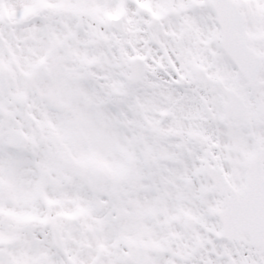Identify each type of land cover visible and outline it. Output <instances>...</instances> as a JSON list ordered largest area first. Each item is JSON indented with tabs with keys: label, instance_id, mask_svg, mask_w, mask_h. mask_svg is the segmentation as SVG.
Here are the masks:
<instances>
[{
	"label": "snow or ice",
	"instance_id": "snow-or-ice-1",
	"mask_svg": "<svg viewBox=\"0 0 264 264\" xmlns=\"http://www.w3.org/2000/svg\"><path fill=\"white\" fill-rule=\"evenodd\" d=\"M0 264H264V0H0Z\"/></svg>",
	"mask_w": 264,
	"mask_h": 264
}]
</instances>
